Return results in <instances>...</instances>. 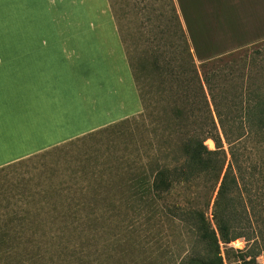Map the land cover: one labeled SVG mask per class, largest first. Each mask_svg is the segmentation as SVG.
<instances>
[{"label":"crops","instance_id":"obj_1","mask_svg":"<svg viewBox=\"0 0 264 264\" xmlns=\"http://www.w3.org/2000/svg\"><path fill=\"white\" fill-rule=\"evenodd\" d=\"M176 1L197 64L264 41V0ZM112 12L110 0H0L13 30L0 34V246L22 252L5 264L186 253L153 192L158 171L186 160L180 137L148 48L133 67Z\"/></svg>","mask_w":264,"mask_h":264},{"label":"trees","instance_id":"obj_2","mask_svg":"<svg viewBox=\"0 0 264 264\" xmlns=\"http://www.w3.org/2000/svg\"><path fill=\"white\" fill-rule=\"evenodd\" d=\"M136 9L186 157L182 165L158 171L153 180L162 211L178 223L186 240V253L178 264H225V258L235 264H260L264 83L241 72L249 70V50L198 65L175 0H152L156 26L143 0H137ZM209 139L213 150L206 145ZM175 185L196 189L187 209L164 206V195ZM199 186L209 194L205 210L198 206ZM236 235L247 241L245 250L227 248Z\"/></svg>","mask_w":264,"mask_h":264},{"label":"rangeland","instance_id":"obj_3","mask_svg":"<svg viewBox=\"0 0 264 264\" xmlns=\"http://www.w3.org/2000/svg\"><path fill=\"white\" fill-rule=\"evenodd\" d=\"M110 1H111V6L113 7L112 13L117 23L120 35L125 44L126 50L128 52L130 62L133 67H138L139 62L140 61L142 62L144 58V53L146 52V48H148L150 55H151V51H150V47L148 43V38L145 32L146 30L144 29V26L142 24L141 16L139 15L136 9L137 0H110ZM143 2H144V5L147 6V8L149 9L148 14H150L151 17L153 18V26H156L157 22L155 21L154 19L155 16L153 12L151 11L152 0H143ZM175 3L179 11L178 3L176 0H175ZM237 5L235 7H237ZM239 7H240V13L243 12L242 11L243 5L240 4ZM29 30H31L30 27H19L18 33L26 34L28 33ZM12 33H13V30L11 31L9 27L0 28V34L2 35H10ZM35 33H42V30L35 29ZM246 48H248L247 50H249V54L251 55L252 58H251L250 64L248 65L249 70H245L241 72H244L246 75L252 76L253 78H260L259 82L264 83V41L258 42ZM246 48H243V49H246ZM1 49L16 50V49H23V48L21 47L16 48L13 45L12 47L5 45ZM243 49H240V50H243ZM206 145L211 150L215 149V145L213 141L210 139L206 141ZM39 164H42V163L39 162V160L38 161L34 160V163H33L34 166H37ZM195 190H196L195 188H193L192 190H189L187 185L185 186L175 185L170 193L164 195L163 204L165 207L174 209V210L176 206H182L183 209H187L190 206L188 205V203L191 202L192 199L195 198V196L192 193ZM197 190L199 192L198 206L200 209L205 210L206 208L205 205H207V202L209 201V194H207L203 186H199ZM160 205H159V208H161ZM210 212H211V208H210L209 213ZM166 235H167L166 232H162V230L158 226H155L153 223L151 227V244L152 245L155 246L156 243H158L157 246L159 248H161L162 246L161 249H165V246H170L168 244ZM25 246H33V245H25ZM35 246H42V245H35ZM246 246H247V241L245 240V238H243L240 235H236L232 237L230 244L227 245V248H232L236 252L237 250H245ZM21 253L22 252L20 250H17V246H0V264H5V262L9 261L13 256L16 257V255H18L20 257ZM230 255H232V253ZM224 257H225V254H224ZM224 261H225V264H235L234 259L227 260L225 258ZM258 262L260 264H264V259L262 257H259Z\"/></svg>","mask_w":264,"mask_h":264}]
</instances>
